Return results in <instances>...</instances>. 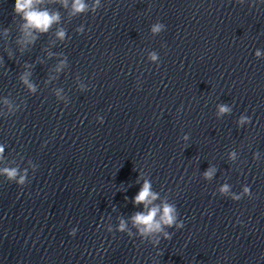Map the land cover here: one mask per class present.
<instances>
[{
	"label": "clouds",
	"instance_id": "1",
	"mask_svg": "<svg viewBox=\"0 0 264 264\" xmlns=\"http://www.w3.org/2000/svg\"><path fill=\"white\" fill-rule=\"evenodd\" d=\"M45 3V0H15L14 14L19 16L22 23L20 25L21 37L25 44H32L37 38V34H44L49 32L53 25L59 24L61 21V15L58 10H49L48 8H41L39 5ZM53 4H60L62 8L69 11L70 17H77L86 13H95L98 8H100L101 0H51ZM237 3L243 4L244 0H237ZM166 26L163 23L156 22L150 27V32L153 36L160 34L164 31ZM78 33H83L84 28L80 26L76 29ZM5 34H9V29H4ZM67 36V30L63 27L56 31V37L64 41ZM256 57L261 56L259 50L255 53ZM159 55L155 51L148 52V60L152 63H156L159 66ZM65 61L61 60L60 64L57 66V71H61L65 67ZM30 73H24L20 79L22 83L28 88L32 93H35L36 88L34 84L29 81ZM81 91H86L87 87L83 84L79 85ZM62 90L58 89L56 92V97L58 99H63L60 96ZM7 104L8 102L5 101ZM232 107L228 104H218L217 105V117H222L226 114H230ZM15 110L9 105V114H14ZM99 123L104 122V118L101 116L97 117ZM251 123V117L247 115H241L237 121L238 127H242L245 124ZM187 139V136L184 137ZM5 144L0 142V158L3 157L5 151ZM258 154L254 153V159L257 158ZM236 158V152L230 153V159ZM29 164L33 171H35L37 165ZM216 172L214 167H209L203 173L205 180H211ZM0 176L6 178L9 182H15L19 186H24L28 182V169H21L18 166H7L0 168ZM139 182V181H138ZM219 193L224 196H229L234 201L241 200L244 196H251V191L249 186H244L242 192L239 194L232 193L231 185L225 183L220 186ZM160 201L159 203H156ZM133 203L135 205H143V211L135 212L128 219L123 217L119 218L118 225L116 226V231L121 233H126L129 237L134 235L139 236L142 241H148L151 244L158 245L161 238L165 240H170L172 234L167 231V229L175 228L182 229L184 223L180 220L178 209L175 203L170 202L167 199H161L160 193L153 190L152 183L149 179H144V182L135 195ZM129 221L131 222V227H129ZM135 229V232H133ZM77 229L73 228L69 235L74 236ZM109 232L113 231V228L108 229Z\"/></svg>",
	"mask_w": 264,
	"mask_h": 264
}]
</instances>
